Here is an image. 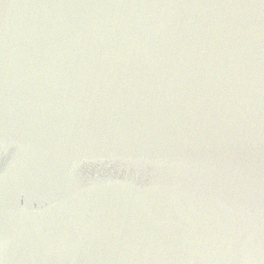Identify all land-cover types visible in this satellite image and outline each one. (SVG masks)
Returning <instances> with one entry per match:
<instances>
[{"label": "water", "instance_id": "obj_1", "mask_svg": "<svg viewBox=\"0 0 264 264\" xmlns=\"http://www.w3.org/2000/svg\"><path fill=\"white\" fill-rule=\"evenodd\" d=\"M0 264H264V0H0Z\"/></svg>", "mask_w": 264, "mask_h": 264}, {"label": "snow or ice", "instance_id": "obj_2", "mask_svg": "<svg viewBox=\"0 0 264 264\" xmlns=\"http://www.w3.org/2000/svg\"><path fill=\"white\" fill-rule=\"evenodd\" d=\"M85 162H89V158H85Z\"/></svg>", "mask_w": 264, "mask_h": 264}]
</instances>
